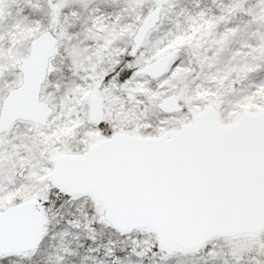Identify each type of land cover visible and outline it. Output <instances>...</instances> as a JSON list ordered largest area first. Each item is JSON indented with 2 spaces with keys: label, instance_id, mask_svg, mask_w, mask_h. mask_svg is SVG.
<instances>
[{
  "label": "snow or ice",
  "instance_id": "1",
  "mask_svg": "<svg viewBox=\"0 0 264 264\" xmlns=\"http://www.w3.org/2000/svg\"><path fill=\"white\" fill-rule=\"evenodd\" d=\"M0 264H264V0H0Z\"/></svg>",
  "mask_w": 264,
  "mask_h": 264
}]
</instances>
